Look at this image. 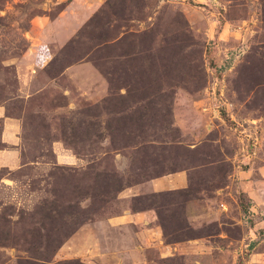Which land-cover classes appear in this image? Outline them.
Here are the masks:
<instances>
[{
	"label": "rangeland",
	"instance_id": "rangeland-1",
	"mask_svg": "<svg viewBox=\"0 0 264 264\" xmlns=\"http://www.w3.org/2000/svg\"><path fill=\"white\" fill-rule=\"evenodd\" d=\"M0 109V264H264V0H0Z\"/></svg>",
	"mask_w": 264,
	"mask_h": 264
},
{
	"label": "crops",
	"instance_id": "crops-1",
	"mask_svg": "<svg viewBox=\"0 0 264 264\" xmlns=\"http://www.w3.org/2000/svg\"><path fill=\"white\" fill-rule=\"evenodd\" d=\"M0 110H2V109H0ZM14 145H16V144H14ZM1 163L7 164L6 162H1ZM163 180L165 181V186L168 185L172 189L186 188L188 183H189V178H188V174L187 173H180V174H177V175L173 174V175H171L169 177H164ZM164 181H162V183ZM160 182H161V180H160Z\"/></svg>",
	"mask_w": 264,
	"mask_h": 264
},
{
	"label": "trees",
	"instance_id": "trees-1",
	"mask_svg": "<svg viewBox=\"0 0 264 264\" xmlns=\"http://www.w3.org/2000/svg\"><path fill=\"white\" fill-rule=\"evenodd\" d=\"M0 244H1V245H3V244H4V242H3V241H0ZM46 261H47V260H46Z\"/></svg>",
	"mask_w": 264,
	"mask_h": 264
}]
</instances>
